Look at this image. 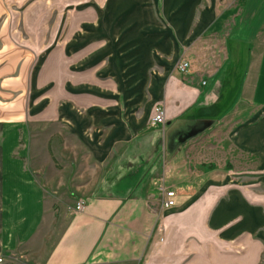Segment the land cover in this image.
<instances>
[{"label": "crops", "instance_id": "crops-1", "mask_svg": "<svg viewBox=\"0 0 264 264\" xmlns=\"http://www.w3.org/2000/svg\"><path fill=\"white\" fill-rule=\"evenodd\" d=\"M17 1L0 264H264V0Z\"/></svg>", "mask_w": 264, "mask_h": 264}, {"label": "built area", "instance_id": "built-area-1", "mask_svg": "<svg viewBox=\"0 0 264 264\" xmlns=\"http://www.w3.org/2000/svg\"><path fill=\"white\" fill-rule=\"evenodd\" d=\"M178 69L180 72L185 73L186 70L188 69V63L187 62H181L178 66ZM165 121L164 118V112L160 107H155L154 108V113L151 118V124H163ZM160 192H161V202H160V207L162 209L169 208L172 205H174L175 200H174V191L167 189L165 186L160 187ZM74 209L76 212H82L84 210V202L81 200H78L75 203ZM0 262H2V258L0 257Z\"/></svg>", "mask_w": 264, "mask_h": 264}, {"label": "rangeland", "instance_id": "rangeland-1", "mask_svg": "<svg viewBox=\"0 0 264 264\" xmlns=\"http://www.w3.org/2000/svg\"><path fill=\"white\" fill-rule=\"evenodd\" d=\"M17 0H9V3H10V6L11 5H14L16 6L17 5ZM60 224V222H59ZM89 264H119V263H113V262H107V261H103V260H94L92 262H90ZM120 264H137V263H134V262H124V263H120Z\"/></svg>", "mask_w": 264, "mask_h": 264}]
</instances>
